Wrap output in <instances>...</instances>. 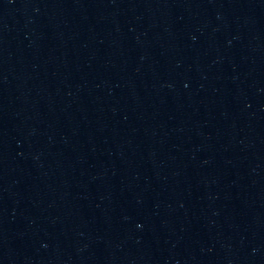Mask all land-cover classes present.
<instances>
[{"label":"water","instance_id":"obj_1","mask_svg":"<svg viewBox=\"0 0 264 264\" xmlns=\"http://www.w3.org/2000/svg\"><path fill=\"white\" fill-rule=\"evenodd\" d=\"M16 0H0V115L10 58Z\"/></svg>","mask_w":264,"mask_h":264}]
</instances>
